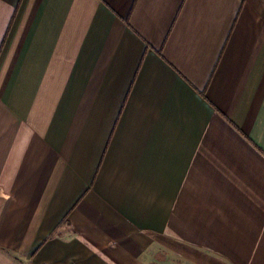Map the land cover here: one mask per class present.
<instances>
[{
  "label": "crops",
  "instance_id": "1",
  "mask_svg": "<svg viewBox=\"0 0 264 264\" xmlns=\"http://www.w3.org/2000/svg\"><path fill=\"white\" fill-rule=\"evenodd\" d=\"M0 264H264V0H0Z\"/></svg>",
  "mask_w": 264,
  "mask_h": 264
}]
</instances>
